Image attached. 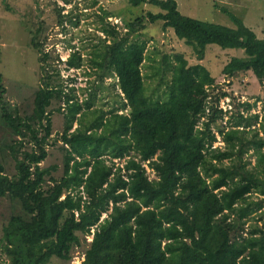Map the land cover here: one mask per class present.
I'll return each mask as SVG.
<instances>
[{"label": "trees", "instance_id": "obj_1", "mask_svg": "<svg viewBox=\"0 0 264 264\" xmlns=\"http://www.w3.org/2000/svg\"><path fill=\"white\" fill-rule=\"evenodd\" d=\"M128 2L160 11L135 17L122 36L102 12L99 29L106 36H96L84 71L95 75L96 87L111 79L118 106L92 108L95 85L83 101L73 87L67 90L59 55L45 49L43 21L33 22L29 38L40 70L29 114L6 104L0 73V120L11 136L5 147L16 170L7 175L0 161V197L19 209L2 227L6 261L0 264H47L53 256L67 262L72 249L84 245L79 264H264V113H250L255 102L233 97L230 111H223L219 100L229 93L211 96L214 77L180 52L163 53L151 66L163 89L147 94V42L129 36L144 30L145 21H161L198 60L209 44L242 49L244 56L232 57L222 73L251 71L260 84L264 38L224 7L234 27L186 16L175 0ZM61 11L55 8L59 24L67 17ZM84 63L70 46L65 69ZM53 103L63 111L53 142H60L63 158L58 178L40 166L52 137ZM215 132L222 146L212 147Z\"/></svg>", "mask_w": 264, "mask_h": 264}, {"label": "rangeland", "instance_id": "obj_2", "mask_svg": "<svg viewBox=\"0 0 264 264\" xmlns=\"http://www.w3.org/2000/svg\"><path fill=\"white\" fill-rule=\"evenodd\" d=\"M180 13L200 20L216 24L234 27V23L228 15L222 11V7L239 17L246 26L255 31L257 37L264 38V0H175ZM61 7V14L67 15L62 24L56 22L55 8ZM108 12L106 21L117 26L116 29L122 36L126 31L125 24L132 21L147 11L158 12L157 6L141 4L132 6L128 0H0V73L2 84L5 88L4 100L7 105L17 108L20 114L31 112L33 92L39 84V64L36 53L29 45L33 22L43 21L46 27L45 49L52 52V56L59 55L61 60L57 67L67 90L73 87L79 100H85L88 87L95 85V96L92 100V108L104 107L106 109L118 106V99L109 84L111 79L105 78L104 83L96 87L95 75H86L88 51L98 42L96 36L104 37L100 31L103 25L98 16L102 12ZM145 29L132 33L130 40H146V58L142 65V72L146 86V93L153 95L160 92L163 86H158L157 77H152V68L159 64L163 53H183L189 64L200 63L204 65L214 77V85L208 88L209 93L215 95L227 92L228 97L245 99L247 102H255L250 113H264V83L260 84L251 71L238 72L233 77L222 73V68L232 57L244 56L242 49H223L216 44H209L205 49V56L198 60L192 49L183 40L178 39L172 29L164 30L162 22L149 23L145 21ZM70 46L78 48L85 63L80 69H65V60L70 54ZM56 64V62H55ZM91 89V88H90ZM89 91V90H88ZM236 102V101H235ZM233 104V102H232ZM57 103H53L52 137L49 144L47 158L40 163L43 168H49L51 176L58 178L62 174L63 158L60 142H54L57 134L63 127V114L55 109ZM220 123V120H218ZM224 122V120L222 121ZM75 124L73 125V128ZM72 128V129H73ZM260 135V133H259ZM11 136L0 120V161L3 162L5 173L9 176L15 174L14 160L6 149ZM30 150L31 143H24L23 149ZM249 152L247 157L253 162L254 157ZM54 167V169H51ZM152 178V175L150 174ZM18 204L9 197H0V239L2 227L12 213L18 212ZM105 215L103 214L101 218ZM89 238L91 236L88 235ZM89 241L90 239H86ZM86 246L74 247L72 258L69 261L51 257L47 264H79L83 258ZM0 260L6 261L1 251Z\"/></svg>", "mask_w": 264, "mask_h": 264}, {"label": "built area", "instance_id": "obj_3", "mask_svg": "<svg viewBox=\"0 0 264 264\" xmlns=\"http://www.w3.org/2000/svg\"><path fill=\"white\" fill-rule=\"evenodd\" d=\"M244 100L245 99H241V101H244ZM218 107L222 108L223 111L228 110V112H229L231 109V99L228 96L220 98ZM215 135H216V141L213 143L212 147L222 146L223 142L220 138V135L217 132H215ZM114 161L116 162L117 160H114ZM145 167H146L147 171L149 172L150 171L149 168L146 165H145ZM88 239H91V238L88 237Z\"/></svg>", "mask_w": 264, "mask_h": 264}]
</instances>
